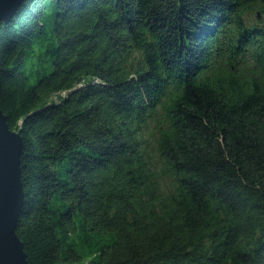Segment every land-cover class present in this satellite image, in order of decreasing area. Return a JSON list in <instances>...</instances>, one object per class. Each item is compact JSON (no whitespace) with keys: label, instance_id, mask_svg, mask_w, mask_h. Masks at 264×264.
I'll return each mask as SVG.
<instances>
[{"label":"trees","instance_id":"trees-1","mask_svg":"<svg viewBox=\"0 0 264 264\" xmlns=\"http://www.w3.org/2000/svg\"><path fill=\"white\" fill-rule=\"evenodd\" d=\"M0 109L28 264H264V0H23Z\"/></svg>","mask_w":264,"mask_h":264},{"label":"water","instance_id":"water-1","mask_svg":"<svg viewBox=\"0 0 264 264\" xmlns=\"http://www.w3.org/2000/svg\"><path fill=\"white\" fill-rule=\"evenodd\" d=\"M23 0H0V22L4 26ZM22 138L9 128L0 109V264H28L23 242L16 234L17 217L23 204L20 177Z\"/></svg>","mask_w":264,"mask_h":264},{"label":"rangeland","instance_id":"rangeland-1","mask_svg":"<svg viewBox=\"0 0 264 264\" xmlns=\"http://www.w3.org/2000/svg\"><path fill=\"white\" fill-rule=\"evenodd\" d=\"M63 94V93H62Z\"/></svg>","mask_w":264,"mask_h":264}]
</instances>
